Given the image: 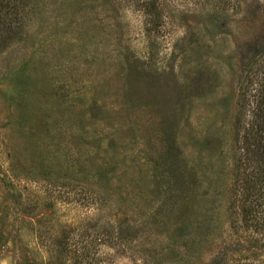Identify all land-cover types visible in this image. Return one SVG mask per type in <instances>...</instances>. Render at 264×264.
I'll use <instances>...</instances> for the list:
<instances>
[{
    "label": "rangeland",
    "instance_id": "obj_1",
    "mask_svg": "<svg viewBox=\"0 0 264 264\" xmlns=\"http://www.w3.org/2000/svg\"><path fill=\"white\" fill-rule=\"evenodd\" d=\"M0 6V264L260 254L230 208L231 135L264 0Z\"/></svg>",
    "mask_w": 264,
    "mask_h": 264
},
{
    "label": "trees",
    "instance_id": "obj_2",
    "mask_svg": "<svg viewBox=\"0 0 264 264\" xmlns=\"http://www.w3.org/2000/svg\"><path fill=\"white\" fill-rule=\"evenodd\" d=\"M2 19L0 16V27L4 28ZM241 60L244 78L237 95L231 135L238 156L230 208H237L234 215L247 235H251L247 238V250L255 249L260 254L228 259L226 264H264V27L261 34L247 43ZM205 264L222 261L215 256Z\"/></svg>",
    "mask_w": 264,
    "mask_h": 264
}]
</instances>
